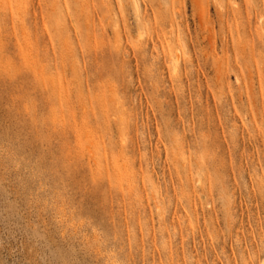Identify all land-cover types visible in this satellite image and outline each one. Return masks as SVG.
I'll list each match as a JSON object with an SVG mask.
<instances>
[{"label": "rangeland", "instance_id": "374dc122", "mask_svg": "<svg viewBox=\"0 0 264 264\" xmlns=\"http://www.w3.org/2000/svg\"><path fill=\"white\" fill-rule=\"evenodd\" d=\"M0 264H264V0H0Z\"/></svg>", "mask_w": 264, "mask_h": 264}]
</instances>
